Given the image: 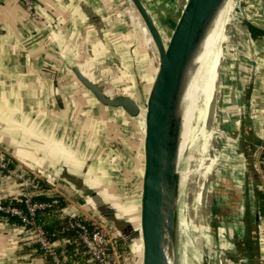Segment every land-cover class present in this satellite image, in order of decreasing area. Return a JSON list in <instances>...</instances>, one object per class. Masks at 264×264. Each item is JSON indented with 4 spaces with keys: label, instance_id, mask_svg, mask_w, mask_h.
I'll use <instances>...</instances> for the list:
<instances>
[{
    "label": "crops",
    "instance_id": "1",
    "mask_svg": "<svg viewBox=\"0 0 264 264\" xmlns=\"http://www.w3.org/2000/svg\"><path fill=\"white\" fill-rule=\"evenodd\" d=\"M31 1L36 18L21 0H0V151L15 172L37 173L44 188L23 186L20 179L0 173V199L24 192L56 195L63 206L53 217L73 213L95 220L100 215L119 237H128L130 223L104 210L88 171L103 141L108 106L82 89L71 66L91 79L95 69L103 76L112 68L128 69L129 60L141 64L146 58L143 38L135 22L124 18L118 0ZM243 2L244 22L239 21L223 58L218 86L235 157L212 183V247L203 253V264H264V217L258 213V194L264 190L252 157L264 140V0ZM247 24L261 33L251 37ZM151 80L152 75L147 92ZM120 111L115 110L123 117ZM65 243L52 240L65 264H93L77 241L71 242V253L65 252ZM0 264H51V259L28 230L0 219Z\"/></svg>",
    "mask_w": 264,
    "mask_h": 264
},
{
    "label": "rangeland",
    "instance_id": "2",
    "mask_svg": "<svg viewBox=\"0 0 264 264\" xmlns=\"http://www.w3.org/2000/svg\"><path fill=\"white\" fill-rule=\"evenodd\" d=\"M232 1L233 9L230 19L224 26L222 38L207 48L210 49L207 53L210 60H206L204 65L211 73L214 83L211 82L210 110L206 113L196 110L192 114L187 144L177 160L175 227L169 248L171 264H203V253L212 247L211 238L208 236L212 183L222 170H227L228 164L235 157L232 138L228 133V118L222 114L218 88L220 76H224L223 58L227 56L226 52H229L234 40V31L242 18L239 2L243 0H230V4ZM184 2L185 0H144L164 44ZM117 5L124 18L131 23L135 22L141 34L130 2L118 0ZM143 44L146 58L141 64L135 63L134 66V61L129 60L128 69L112 68L110 74L103 76L95 69L93 77L90 76L95 84L98 83L111 95L110 97L128 95L140 108L138 116L130 117L118 107H104L107 108L109 115L106 120L108 122H105L106 128L104 127L100 134L103 141L100 142V149L96 151V155L93 157L91 155L88 161V171H91L90 174L94 178L91 179V183L96 190L101 191L100 195L97 193L98 198L102 200L100 204H103L104 210H108L109 213L111 211L113 215L127 221L132 227L128 237H116L114 264H139L137 253L140 240L131 241V239L137 234L141 128L148 78L153 76L155 61V49L145 40ZM110 63L107 62L105 65L112 66ZM82 89L88 91L83 86ZM115 110H121L125 115L120 117ZM29 175L38 179V182L42 181L37 173H29ZM95 188H93L94 192ZM94 218L98 223H104L100 215Z\"/></svg>",
    "mask_w": 264,
    "mask_h": 264
},
{
    "label": "water",
    "instance_id": "3",
    "mask_svg": "<svg viewBox=\"0 0 264 264\" xmlns=\"http://www.w3.org/2000/svg\"><path fill=\"white\" fill-rule=\"evenodd\" d=\"M128 1L135 11L143 39L155 49L153 76L142 119L136 221V237L140 240L138 262L171 264L169 248L175 227L182 96L194 56L224 0H185L165 44L144 0ZM239 6L240 21L244 22V2L240 1ZM241 30H246L245 23ZM71 69L97 102L118 107L130 117L140 114L139 106L128 95L107 96L75 66ZM126 230L132 231L131 225H127Z\"/></svg>",
    "mask_w": 264,
    "mask_h": 264
},
{
    "label": "built area",
    "instance_id": "4",
    "mask_svg": "<svg viewBox=\"0 0 264 264\" xmlns=\"http://www.w3.org/2000/svg\"><path fill=\"white\" fill-rule=\"evenodd\" d=\"M25 10L33 17L36 14L33 11L31 0H21ZM255 157L257 165V174L260 187L264 190V140L258 144L252 154ZM0 173L12 175L23 186L36 187L38 179L30 175H21L10 168V160L0 151ZM49 201H40L32 199L28 192L20 194L18 197L0 199V213L16 217L19 221L17 226L28 230L33 238V241L38 245V248L43 254L48 255L51 259V264H64V261L53 250L52 241L44 234L42 228L35 223V215L37 212L50 207L56 202L58 196H51ZM6 200L5 203H2ZM22 204V206L17 205ZM68 227L76 230V237L73 241H77L84 249L89 262L93 264H114L115 259V241L118 237V232L115 231L109 224L105 222L100 224L97 221L90 219L84 220L77 217L75 214H67ZM3 222H8L6 217H2ZM262 232L264 234V222L262 224Z\"/></svg>",
    "mask_w": 264,
    "mask_h": 264
},
{
    "label": "bare ground",
    "instance_id": "5",
    "mask_svg": "<svg viewBox=\"0 0 264 264\" xmlns=\"http://www.w3.org/2000/svg\"><path fill=\"white\" fill-rule=\"evenodd\" d=\"M232 3L233 1L230 4V0L223 1L194 56L192 68L188 72L181 102L182 119L178 158L187 144V135L192 114L196 110L204 111L205 113L210 110L212 84L214 83L212 82L211 73L208 71V68L206 70V66L204 65L206 60H210L207 54L210 49L207 48L222 38L224 26L230 19L231 10L233 9ZM134 240H139V238L134 236L131 241Z\"/></svg>",
    "mask_w": 264,
    "mask_h": 264
},
{
    "label": "trees",
    "instance_id": "6",
    "mask_svg": "<svg viewBox=\"0 0 264 264\" xmlns=\"http://www.w3.org/2000/svg\"><path fill=\"white\" fill-rule=\"evenodd\" d=\"M247 30L251 37H254L256 34L261 33V31L257 30L250 24H247ZM38 185L41 189L44 188L43 182H38ZM51 198L52 197L45 196V195H38V196L32 197V199H37L40 201H49ZM258 198H259L258 213L259 215L264 217V193L258 194ZM56 199H57L56 202L52 204L50 207L43 209L36 213L35 223L38 224L42 228L44 234L49 240L52 241L57 238L58 239L62 238L68 241V243L64 244L63 248L65 249L66 253H71V250L74 246L73 244H71V242H73L74 238L76 237V230L74 228L68 227L67 217H64L62 219H57L51 215L54 211H56L61 206H63L62 199L60 197H57ZM5 201L6 200H3L2 203H5ZM16 204L19 206H22V204H18V203ZM3 216L6 217L9 223H18L19 221L16 217L4 215L0 213V219H2Z\"/></svg>",
    "mask_w": 264,
    "mask_h": 264
}]
</instances>
